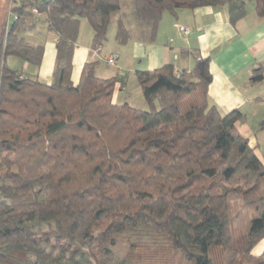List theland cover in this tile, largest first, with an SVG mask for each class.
I'll return each instance as SVG.
<instances>
[{"label": "trees", "instance_id": "1", "mask_svg": "<svg viewBox=\"0 0 264 264\" xmlns=\"http://www.w3.org/2000/svg\"><path fill=\"white\" fill-rule=\"evenodd\" d=\"M264 0H20L0 34V264H264V165L239 133L243 115L208 102L209 58L191 70L135 71L147 110L115 104L125 77L100 78L72 59L81 20L99 54L114 42L153 43L164 14L224 7L235 25ZM37 9L39 16L32 10ZM44 17L55 36L50 83L7 58L39 68L44 42L24 35ZM181 53H188L181 50ZM263 79V68L251 81ZM254 217L233 243L229 204Z\"/></svg>", "mask_w": 264, "mask_h": 264}, {"label": "crops", "instance_id": "2", "mask_svg": "<svg viewBox=\"0 0 264 264\" xmlns=\"http://www.w3.org/2000/svg\"><path fill=\"white\" fill-rule=\"evenodd\" d=\"M165 15L169 14H164L162 20ZM169 17L174 18L171 15ZM176 19L179 21L175 27L173 26L175 24L172 25V20H166L165 29H161L162 32L165 31L164 35L159 34V24L155 44H144L132 40L124 45L123 47L132 44L127 58L131 62L129 66L121 51H119V55L115 53V50L108 54L107 59L115 58L114 65L110 66L116 67L108 76H120L126 79L125 87L119 89V85L116 86L113 102L117 104L120 94L127 92L128 84L134 78V72L137 71L134 68L138 60L146 63L145 71H152L170 64L180 72L182 69L191 70L198 57H208L211 75V82L207 88L208 102L222 114L238 110L243 115L242 121L237 124V129L264 165V18L256 16L254 6L247 8L246 5L245 17L235 25L228 22L224 7L181 10L174 18V20ZM81 25L80 23L77 42L80 38ZM179 27L187 29L190 34L182 35L178 30ZM88 33L90 32L88 31ZM112 38L114 39V31ZM91 39L92 30L88 44L76 43L71 75L74 83L78 82L85 63L96 59L100 60L99 55H96L90 48ZM55 42L54 35L49 38L50 47L44 42L43 60L47 52L51 57V67L48 72L40 70L43 64L42 60L39 70L31 74L41 75L45 83L51 81ZM181 50L188 53L182 54ZM99 67H96L95 73L98 77L103 78L99 73L101 72ZM259 68H263V79L258 83H253L251 81L253 72ZM138 91L141 95L140 89ZM127 100L123 98L121 104L130 105ZM261 192L264 195V183ZM263 250L264 238L255 246L252 254L258 256Z\"/></svg>", "mask_w": 264, "mask_h": 264}, {"label": "rangeland", "instance_id": "3", "mask_svg": "<svg viewBox=\"0 0 264 264\" xmlns=\"http://www.w3.org/2000/svg\"><path fill=\"white\" fill-rule=\"evenodd\" d=\"M253 7V3L252 2H247V8ZM10 4H9V0H0V34L2 33L3 29H5L6 24H8V22L10 20H12V14H9L10 11ZM175 18V17H174ZM174 18L169 17V15H165L164 19L162 20V22L160 23V33H165V31L162 32L163 29H165L164 26H166V20H172V25L174 27L176 26V23H178L179 20H174ZM81 32H80V38L79 41L77 42V44H88L89 42V35L91 33V28L88 24V22L86 20H81ZM162 29V30H161ZM88 31L90 33H88ZM113 31L115 32V25H111L109 27V31L107 34V39L106 42L104 43V46L102 47V52H99V57L100 60L96 59V61L98 62L97 66L99 67V71L101 70V75L103 78H108L110 76L109 73H112V70L114 68H116L115 66H110L107 65V56L110 52L115 50V53L117 55H119V51L122 52V54L125 55L126 58V62L128 64V66L130 65V61L127 60L128 55L130 53V48L132 46V44L127 45L126 47L123 46H119L114 42V39L112 38V34ZM167 31V30H166ZM89 34V35H88ZM52 33H48L45 30V24H44V17L40 16L35 22H34V29L31 33H27L24 35V37L32 42V43H38V42H46L47 46L50 47V43H49V38L52 36ZM164 35V34H163ZM162 35V37H164ZM156 43V39L154 40L153 43H144V44H155ZM177 53V51H176ZM178 55V54H177ZM7 65L11 68V69H23L24 73L31 75L33 74V72L38 71V68L29 66L25 63H23L22 61L15 59V58H7ZM96 66V67H97ZM51 67V57H50V53H46L44 60H43V64L41 66L40 70H43L45 72H48V70ZM125 70L128 68H124ZM137 71H145L146 69V63L139 62V60L137 61V64L134 68ZM27 70V71H26ZM37 75V73H35ZM34 74V75H35ZM37 78L39 79L40 82H43V79L41 78V75L37 76ZM139 87L136 83L135 78L131 79V81L128 84L127 87V92L120 94V98L119 100H117V104L120 105L121 103H123V98L128 99L127 101H129L130 105L138 108V109H142L144 111L147 110V106L145 105L144 101H143V97L142 95L139 94ZM229 213H230V221H229V231H230V235L232 238L233 243H235L240 237L244 236L248 229H249V223L251 221V219L254 217L251 213L247 212L243 206L241 205L239 200H234L231 201L229 204ZM210 258L213 261V264H220V254L218 249H215L214 251L211 252L210 254Z\"/></svg>", "mask_w": 264, "mask_h": 264}, {"label": "built area", "instance_id": "4", "mask_svg": "<svg viewBox=\"0 0 264 264\" xmlns=\"http://www.w3.org/2000/svg\"><path fill=\"white\" fill-rule=\"evenodd\" d=\"M18 1H20V0H9V4H10V7H12L13 5H15L16 4V2H18ZM33 3H35V4H38V3H40V2H42V1H47V0H31ZM11 9V8H10ZM9 14H11V12H9ZM32 14L34 15V16H39V13L37 12V9H33L32 10ZM179 32L182 34V35H185V36H188L190 33H189V31L187 30V29H185V28H183V27H179ZM114 63H115V58L114 57H111V58H108L107 59V64L108 65H114Z\"/></svg>", "mask_w": 264, "mask_h": 264}]
</instances>
